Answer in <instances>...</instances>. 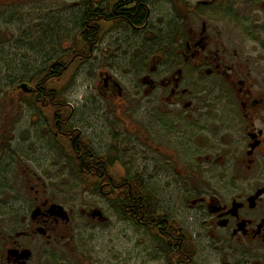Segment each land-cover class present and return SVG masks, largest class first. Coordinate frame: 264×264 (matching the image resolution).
<instances>
[{
    "label": "flooded vegetation",
    "instance_id": "af4514ba",
    "mask_svg": "<svg viewBox=\"0 0 264 264\" xmlns=\"http://www.w3.org/2000/svg\"><path fill=\"white\" fill-rule=\"evenodd\" d=\"M173 2L181 13L164 22L156 20L155 0L71 4L81 23L77 40L55 64L77 70L92 61L112 28L135 37L119 65L101 59L95 89L116 109L129 103L131 116L121 122L133 131L125 138L155 153L157 191L146 185L152 175H128L122 152L97 150L92 136L71 128L72 109L57 122L56 137L71 141V168L99 202L52 197L27 169L20 173L30 199L17 202L8 170V184L0 185V264H147L143 258L154 255L155 264H264V0ZM209 11L230 31L196 17ZM117 69L137 72L130 92ZM150 98L153 131L132 112ZM118 220L148 231L155 243H127L124 229L112 236Z\"/></svg>",
    "mask_w": 264,
    "mask_h": 264
},
{
    "label": "rangeland",
    "instance_id": "374dc122",
    "mask_svg": "<svg viewBox=\"0 0 264 264\" xmlns=\"http://www.w3.org/2000/svg\"><path fill=\"white\" fill-rule=\"evenodd\" d=\"M78 1L80 0H0V125L4 120L3 91L13 90L26 83L23 81L45 69L49 62L59 58L76 42L81 23L77 9L70 6ZM173 1L155 0L157 21L161 18L164 22L172 18L173 13H181ZM190 1V5H194L198 0ZM233 1L237 6L241 3V0ZM196 17H199L201 22L207 21L209 26L221 24L229 31L232 27L227 26L222 17L215 18L210 11L207 14L198 13ZM158 26L161 28L165 25ZM134 41L135 37L119 26L108 30L92 61L73 71L68 77L62 78L57 85L62 91L66 105L74 111L69 121L70 127L80 131L85 139L92 136V144L97 150L115 147L113 150L122 152L121 158L124 155L123 160L129 164L128 175H143L142 172L146 176L152 175L153 177H145L148 180L146 185L149 190L155 192L160 184L155 179V153H151L147 145H136L133 135L125 138L127 125L122 124L121 116L127 114L126 106L129 103H124L116 109L112 104L103 102L95 89L101 59H106L108 64L119 65L123 56L132 54ZM149 53L150 51L144 52V62ZM112 73L130 92V84L135 83L134 74L137 72L117 69ZM142 106V109L132 112H138L141 128L153 131L151 111L155 105L152 98L146 100ZM132 117L135 118L134 115ZM47 118L48 113L37 110L30 102L24 101L19 105L12 126V150L0 157V185H4V182L8 184L7 172L14 171L15 201L27 203L30 191L25 189L20 173V170L27 169L42 179L48 195L52 197L61 200L60 196L69 193L73 195L69 197V201L74 198L73 201H79L81 198L83 203L99 202L91 197L93 189L89 184L78 179L73 172L71 161L64 149L57 145L58 141L54 140L49 131ZM131 127L127 128L129 133L133 131ZM151 135V144H155L154 133ZM119 145L121 149L116 148ZM125 150L126 153L123 154ZM111 155L115 159L119 154ZM5 206L1 204V208ZM119 222L120 220L111 227L112 236L114 232L118 234L124 229L127 243H144V247L148 245L146 243H155V238H152L148 231L137 228L131 222L122 225ZM143 250L151 251V248ZM143 259L147 264H155V255Z\"/></svg>",
    "mask_w": 264,
    "mask_h": 264
},
{
    "label": "trees",
    "instance_id": "16d2710c",
    "mask_svg": "<svg viewBox=\"0 0 264 264\" xmlns=\"http://www.w3.org/2000/svg\"><path fill=\"white\" fill-rule=\"evenodd\" d=\"M82 47V45H79L76 46V49L82 51ZM64 58L65 57L56 58L51 62L52 65H54L52 68L48 66L45 69L34 73L29 79L23 81L26 83H22L15 89L3 91L5 104L3 106L4 120L1 118L3 123L0 125V157L5 152L12 150V126L14 119L16 118L19 105L23 104L25 101L30 102L34 108L40 110L42 113H48V118L46 120L50 133L53 135L56 142H63L66 155L73 161L74 151L71 146V141L60 136L56 137L58 133V126L56 125L57 122L61 119L62 121H67L72 114V109L66 105L62 91L57 85L58 81L64 77H68V75H71L73 71H75V69L67 70L65 67L60 68L55 66L58 62L57 60L61 61L64 60ZM23 84H27L32 90V93H24L21 90V86ZM63 130L69 131L65 128ZM83 168L84 167L82 165L78 163L75 164V169L80 175H82Z\"/></svg>",
    "mask_w": 264,
    "mask_h": 264
},
{
    "label": "water",
    "instance_id": "95a60500",
    "mask_svg": "<svg viewBox=\"0 0 264 264\" xmlns=\"http://www.w3.org/2000/svg\"><path fill=\"white\" fill-rule=\"evenodd\" d=\"M21 90L24 92V93H32V90L29 88L28 85H22L21 86ZM55 208V207H54ZM100 215V214H99Z\"/></svg>",
    "mask_w": 264,
    "mask_h": 264
}]
</instances>
